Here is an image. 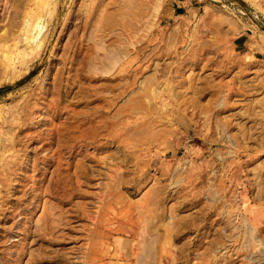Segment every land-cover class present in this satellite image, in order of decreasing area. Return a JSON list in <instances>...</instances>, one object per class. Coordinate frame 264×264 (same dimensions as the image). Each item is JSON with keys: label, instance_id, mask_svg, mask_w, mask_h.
I'll list each match as a JSON object with an SVG mask.
<instances>
[{"label": "rangeland", "instance_id": "obj_1", "mask_svg": "<svg viewBox=\"0 0 264 264\" xmlns=\"http://www.w3.org/2000/svg\"><path fill=\"white\" fill-rule=\"evenodd\" d=\"M0 264H264V0H0Z\"/></svg>", "mask_w": 264, "mask_h": 264}, {"label": "bare ground", "instance_id": "obj_2", "mask_svg": "<svg viewBox=\"0 0 264 264\" xmlns=\"http://www.w3.org/2000/svg\"><path fill=\"white\" fill-rule=\"evenodd\" d=\"M21 28H22V36H21V38L15 39V43L13 46L15 51H17L16 45L22 41L24 42V44L26 46L25 48H32L35 46L39 48L41 46V41H38V38H39V35L42 31L40 18L39 19L38 18H25V19H23V23H22ZM40 36H42V35H40ZM45 37H46V35H45ZM42 38H44V37H42Z\"/></svg>", "mask_w": 264, "mask_h": 264}]
</instances>
